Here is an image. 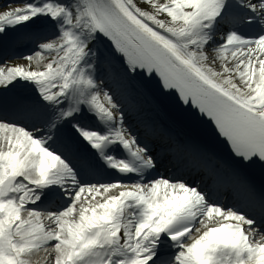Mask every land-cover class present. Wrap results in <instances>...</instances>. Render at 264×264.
I'll return each instance as SVG.
<instances>
[{
    "label": "snow or ice",
    "instance_id": "1",
    "mask_svg": "<svg viewBox=\"0 0 264 264\" xmlns=\"http://www.w3.org/2000/svg\"><path fill=\"white\" fill-rule=\"evenodd\" d=\"M0 55V264H264V0H6Z\"/></svg>",
    "mask_w": 264,
    "mask_h": 264
}]
</instances>
